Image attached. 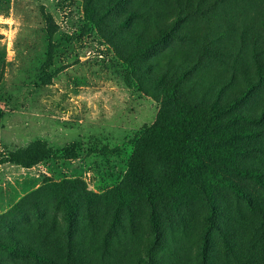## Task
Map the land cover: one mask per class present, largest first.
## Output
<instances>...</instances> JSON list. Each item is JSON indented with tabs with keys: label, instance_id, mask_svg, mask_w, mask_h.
<instances>
[{
	"label": "rangeland",
	"instance_id": "374dc122",
	"mask_svg": "<svg viewBox=\"0 0 264 264\" xmlns=\"http://www.w3.org/2000/svg\"><path fill=\"white\" fill-rule=\"evenodd\" d=\"M135 2L122 3L95 26L86 21L82 0H0L1 245L56 261L63 251L88 254L125 237L130 252L119 257L126 264L131 251L147 261L148 246L155 260L182 264L200 261L203 250L217 261L226 239L249 247L242 220L260 217L264 178L258 184L240 169L264 170V123L246 121L260 119L264 90L240 99L251 72L246 46L232 38L234 70L229 62L200 58L189 38L208 31L185 22L177 28L187 39L138 53L129 71L137 40L145 44L155 21L172 19L160 0L149 2L162 5L150 17L131 18L139 16ZM163 104L171 117L189 106L201 121L209 114L226 127L208 124L209 151L190 178L148 157L147 197L127 178V163L136 137ZM34 141L54 152L78 144L79 157L28 168L3 163L8 152ZM0 264L33 263L0 248Z\"/></svg>",
	"mask_w": 264,
	"mask_h": 264
},
{
	"label": "trees",
	"instance_id": "16d2710c",
	"mask_svg": "<svg viewBox=\"0 0 264 264\" xmlns=\"http://www.w3.org/2000/svg\"><path fill=\"white\" fill-rule=\"evenodd\" d=\"M83 13L87 22L100 26L102 19L116 10L122 3L131 0H82ZM151 0H136L134 12L131 18L150 17L149 12L156 11L161 4L154 6L149 4ZM166 4L172 19L165 25L155 21L152 25V32L145 44L137 42L134 44L135 52L128 55L129 71L133 70L132 62L138 53H149L167 42H172L175 37L187 39L179 24L188 22L198 28H204L208 33L192 35L190 40L197 46V53L200 58L207 57L218 59L221 63L229 62V67L234 70L238 63L237 51H235L232 38L235 36L239 46H246L247 59L246 68V90L240 96L244 99L253 94L256 90H264V0H160ZM103 9V12L101 10ZM242 15V18H241ZM127 20H125V23ZM187 29V27H186ZM182 30V31H180ZM220 30V31H217ZM241 66V65H240ZM130 76V73H129ZM174 88L177 84L173 85ZM172 93V91H170ZM178 104V102H177ZM231 104L220 112L227 113ZM167 106L163 104L155 122L141 131L132 145V151L127 163L126 176L135 183L143 193L149 197L150 175L147 170V158L153 157L165 164H172L177 174L190 178L193 172L203 167V161L209 151V142L213 129L208 124L217 127L220 131L225 127L214 125L211 116L201 121L193 107H186L184 110H177L172 117L167 114ZM203 114V112L201 111ZM218 114V113H217ZM1 119V113H0ZM194 121V122H193ZM247 122L264 123V108L260 112V119L246 118ZM202 123L198 126L199 123ZM225 122V121H224ZM198 126V127H197ZM80 150L78 144H72L58 152H54L45 142L34 141L25 148L15 149L2 157L3 163L21 167H32L52 158L56 159H77ZM240 172L246 174L254 182L260 184L264 178V170L241 168ZM238 197L244 193L235 185L228 184ZM247 195V194H246ZM248 202L249 199L245 198ZM261 214L259 218L251 222L243 221V234L248 233L250 240L249 247H244L241 241L232 246L229 240L223 241L225 253L217 261L211 260L208 253L203 250L200 253V261L195 258L189 264H264V197L259 198ZM69 212V207L65 204ZM125 238V237H124ZM123 238V239H124ZM114 242H107L98 250L92 248L88 254L76 250L75 255L70 249L59 253L57 260L52 261L47 256L29 248H12L0 244V248L8 253L29 259L33 264H126L119 254L130 252L131 243L125 238ZM132 246V245H131ZM147 261L141 259V254L131 251L133 258L128 264H180L179 260L174 263L163 259L155 260L150 246L147 247ZM75 256V257H74ZM182 264V263H181Z\"/></svg>",
	"mask_w": 264,
	"mask_h": 264
}]
</instances>
